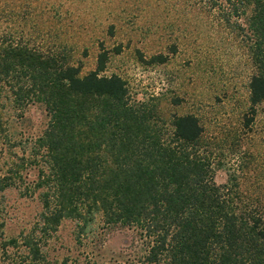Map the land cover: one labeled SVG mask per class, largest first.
Returning <instances> with one entry per match:
<instances>
[{"label": "trees", "instance_id": "obj_1", "mask_svg": "<svg viewBox=\"0 0 264 264\" xmlns=\"http://www.w3.org/2000/svg\"><path fill=\"white\" fill-rule=\"evenodd\" d=\"M76 1L82 0L67 3ZM65 4L0 0V150L9 158L0 198L14 189L40 206L28 227L5 239L0 204L7 264L44 259L46 237L62 219L86 226L96 215L138 235L134 254L110 264H264V180L253 175L257 165L239 160L218 183V165L201 149L198 118L172 115L165 136L150 111L130 102L120 76L100 75L108 59L102 43L96 68L81 74L80 65L50 45ZM208 7L248 45L254 71L242 126L249 128L264 104V0H210ZM166 59L159 53L149 62ZM36 104L47 115L42 131L2 139L4 105L22 117Z\"/></svg>", "mask_w": 264, "mask_h": 264}, {"label": "rangeland", "instance_id": "obj_2", "mask_svg": "<svg viewBox=\"0 0 264 264\" xmlns=\"http://www.w3.org/2000/svg\"><path fill=\"white\" fill-rule=\"evenodd\" d=\"M67 1L65 19L51 28L50 45L80 65L81 74L96 68L102 43L108 59L100 75L120 76L130 102L150 111L165 136L172 131V115L198 118L204 129L201 149L214 157L218 183L242 159L253 160V175L264 180V104L256 106L249 128L242 126L254 71L248 45L208 7L210 0ZM159 53L167 55L164 62H149ZM7 107L1 110L2 139L37 135L47 122L40 105L28 106L22 117ZM8 159L0 150V174ZM0 204L5 207V239L28 227L40 208L36 198H24L14 189L3 194ZM139 246L135 231L108 226L99 215L86 226L64 218L46 237L45 258L34 264H110L133 255ZM3 258L0 252V264H7Z\"/></svg>", "mask_w": 264, "mask_h": 264}]
</instances>
